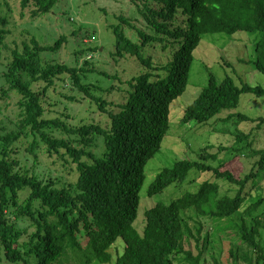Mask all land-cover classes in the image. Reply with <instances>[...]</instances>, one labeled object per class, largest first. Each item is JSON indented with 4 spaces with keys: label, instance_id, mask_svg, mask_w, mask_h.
I'll return each instance as SVG.
<instances>
[{
    "label": "trees",
    "instance_id": "16d2710c",
    "mask_svg": "<svg viewBox=\"0 0 264 264\" xmlns=\"http://www.w3.org/2000/svg\"><path fill=\"white\" fill-rule=\"evenodd\" d=\"M131 1L147 28L121 16L112 27L111 55L135 56L146 70L162 69L165 75L145 71L127 80L125 89L118 85L125 92L118 110L107 108L113 102L95 93L105 88L86 80L95 69L43 60L42 53L60 49L65 35L53 44H40L31 36L21 48L11 50L1 72L0 91L2 96L9 91L18 94L19 117L14 128L0 127V264L3 259L17 264H205L204 252L224 237L233 242L225 264H264V145L251 147L256 159L246 173H235L222 156L224 150L243 153L245 144L250 149V141L240 143L251 131L232 134L231 146L218 145L214 150V144H207L196 158L177 157L163 166L144 190L145 196L158 198L144 209L142 230L134 223L145 166L161 149L170 126L169 106L186 89L202 36L258 33L250 63L264 74V0ZM56 2L21 0V7L32 4L31 15L39 16L51 13ZM6 24V14H0V43ZM123 24L136 31L135 41ZM156 44L163 51L169 48L161 66L151 55L142 54V48ZM92 49L96 48H88ZM63 74L70 77L72 89L105 115L104 122L84 118L74 123L67 112L54 109L46 91ZM235 81L229 74L218 79L208 71L207 82L185 106L180 122L235 118L255 122L256 129L264 125V115H219L236 108L242 93L264 96V86ZM107 87L109 91L113 85ZM29 136L32 141L24 147L28 156L36 162V148L42 145L44 152L57 155L66 165L71 175L67 181L44 178L21 164L19 143ZM176 187L183 190L164 195ZM117 240L122 251L112 259L108 248Z\"/></svg>",
    "mask_w": 264,
    "mask_h": 264
},
{
    "label": "rangeland",
    "instance_id": "374dc122",
    "mask_svg": "<svg viewBox=\"0 0 264 264\" xmlns=\"http://www.w3.org/2000/svg\"><path fill=\"white\" fill-rule=\"evenodd\" d=\"M33 8L32 4L22 8L21 0H0V14L7 16V24L5 25L7 32L4 33L3 41L0 43V87L4 81L1 72L5 70L7 60L9 61L11 58V50L15 47L21 48V42L23 40L28 41L31 36H34L40 44H53L59 36L65 35L66 41L62 43L60 49L55 52L42 53L43 60L60 61L69 65L95 69L93 72L87 73L86 80H90L94 86H100L106 90L107 86L113 85L109 91L96 90L95 92L98 95H103L107 101L113 102L107 107L113 110H118L117 104L123 102L125 92L120 90V87L125 89L127 86L125 83L131 77L138 76L145 71L158 72L160 77L165 75L162 69L157 71L146 70L135 56L126 54L115 59L111 55L115 51V36L112 27L113 24L120 22L121 16L139 28H147L145 21L139 17L136 5L131 0H57L51 13L39 16L31 15ZM124 27L127 28L125 29L126 34L135 41L138 37L136 31L126 24H123ZM76 33L78 34L76 35ZM257 38L258 33L243 31L232 35L208 33L202 36L193 53L194 59L190 67L186 89L169 106L170 126L162 141L161 149L148 160L145 166V180L140 192L138 216L134 222L139 231L143 227L144 209L152 206L154 199L158 198V196H145L144 190L153 180L157 171L173 159L177 157L196 158L197 151H200L207 144H214V150L218 145L231 146L234 141L232 134L239 131L245 133L251 131L248 138L240 143L244 145L250 141V149L245 144L241 147L242 150H245L243 153L233 154L224 150L222 156L228 159L227 166L235 173H246L252 167L256 158L250 154V150L251 147L257 148L264 145V125L256 129L255 122H237L235 118L229 120L213 118L205 124H197L194 121L183 124L180 122V118L185 106L198 95L207 82L208 71L212 72L218 79L229 74L235 78L237 85L242 80L264 86V74L260 73L250 63L255 56L254 45ZM89 47L96 49L88 50ZM180 47L181 44L176 46L175 53ZM168 51L169 48L165 51L161 50L158 44L155 46L147 45L142 48V54L144 56L151 55L152 60L158 66L165 62ZM172 53L171 51L170 54ZM97 71H105L107 74L116 76L115 78L102 76ZM92 89L94 88L92 87ZM67 96H76V99L70 100ZM46 97L55 103L54 109L67 112L71 122L75 123L84 118L90 121H99L100 119L105 121L103 118L105 115L102 116L101 111L93 102L86 97H81L80 93L72 89V82L67 74L55 78L54 84L46 91ZM17 98L18 94L15 91H9L5 96H2L0 91V127H5L7 130L14 128L19 117V109L16 105ZM231 112H241L252 117L263 116L264 96L242 93L236 108L225 109L219 115L222 116ZM31 141L32 137L29 136L23 139L22 143H19L20 153L17 157H20L21 164L33 167L36 173H40L44 178L49 175L59 176L62 181H67L71 175H68L66 165L57 155L50 156L44 152L42 145L36 148L38 155L36 162L31 156H28L24 147ZM223 187L226 186L223 185ZM182 190V187L170 188L164 195L175 196ZM205 222L210 224V220ZM231 247H233V242L228 237L213 242V245L211 244L204 252L205 264L229 262L231 259L229 249ZM108 251L114 259L117 253L122 251L121 241H115L108 248ZM2 264L17 263H9L3 259ZM91 264L100 263L94 261Z\"/></svg>",
    "mask_w": 264,
    "mask_h": 264
}]
</instances>
